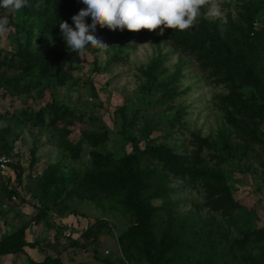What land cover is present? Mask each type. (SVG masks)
<instances>
[{
	"label": "rangeland",
	"instance_id": "374dc122",
	"mask_svg": "<svg viewBox=\"0 0 264 264\" xmlns=\"http://www.w3.org/2000/svg\"><path fill=\"white\" fill-rule=\"evenodd\" d=\"M220 6L219 19L206 18L216 36L201 18L162 33L97 25L109 48L83 57L59 28L75 27L82 0L0 8L10 25L0 36V150L15 169L0 189V240L21 232L35 244L0 264H154L127 232L135 216L117 170L129 138L154 237L174 243L170 264H264V0ZM209 173L224 177L231 214L208 204Z\"/></svg>",
	"mask_w": 264,
	"mask_h": 264
},
{
	"label": "clouds",
	"instance_id": "9594fccd",
	"mask_svg": "<svg viewBox=\"0 0 264 264\" xmlns=\"http://www.w3.org/2000/svg\"><path fill=\"white\" fill-rule=\"evenodd\" d=\"M86 6L72 16L75 27L60 21L59 28L67 48L83 57L89 46L107 52L109 45L94 33L97 25L109 30L141 29L153 31L165 28L186 31L197 25L202 9L205 18L213 20L222 16L220 0H82ZM28 6V0H0V8L20 11ZM91 23H86V18ZM10 30L7 15L0 16V36Z\"/></svg>",
	"mask_w": 264,
	"mask_h": 264
},
{
	"label": "trees",
	"instance_id": "16d2710c",
	"mask_svg": "<svg viewBox=\"0 0 264 264\" xmlns=\"http://www.w3.org/2000/svg\"><path fill=\"white\" fill-rule=\"evenodd\" d=\"M201 12L202 22L209 25V27L212 29L213 35L216 36V25L208 23L204 16L203 10H201ZM175 34L176 32L172 31V35ZM223 48L226 52L228 51V48L225 45ZM234 56L237 59H241L237 53L234 54ZM253 64V59H250L247 62L245 76L250 82L255 83ZM257 110L264 115V103L258 106ZM129 141L132 146V151L123 156V166L121 169L117 170V179L127 186L125 193V203L133 210L135 216V223L128 228L127 232H137L142 237L143 243L146 247V252L149 255V259L154 264H170L169 260L165 256L170 251L174 243L167 242L165 239L157 242L154 237L152 224L153 206H151V204L141 196L142 190L144 188V180L142 175L135 169L134 166L136 152L139 151V147L134 138H129ZM205 145V140H199L198 150L200 151ZM153 151L158 152L159 148H153ZM0 152L3 151L0 150ZM12 166L14 168L13 164ZM208 175V179L212 180L204 184L208 204L213 210L231 214L235 209L236 203L233 201L228 187L224 185V177L219 173H209ZM24 247L34 248L35 244L33 242L26 241L23 237V234L19 232L14 236H8L7 238H2L0 240V255L16 253L21 251ZM155 250L158 251L157 258H154L152 254ZM46 260L47 258L36 264H43ZM54 261L56 263H60L57 258H55Z\"/></svg>",
	"mask_w": 264,
	"mask_h": 264
},
{
	"label": "built area",
	"instance_id": "2783aa9c",
	"mask_svg": "<svg viewBox=\"0 0 264 264\" xmlns=\"http://www.w3.org/2000/svg\"><path fill=\"white\" fill-rule=\"evenodd\" d=\"M14 177L15 169L12 166L10 158L5 153L0 152V189Z\"/></svg>",
	"mask_w": 264,
	"mask_h": 264
}]
</instances>
